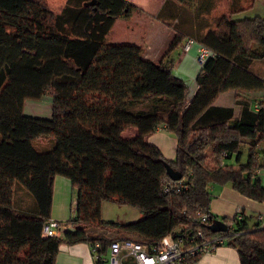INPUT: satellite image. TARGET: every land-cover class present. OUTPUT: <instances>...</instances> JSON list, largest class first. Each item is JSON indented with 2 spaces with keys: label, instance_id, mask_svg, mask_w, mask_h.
Masks as SVG:
<instances>
[{
  "label": "trees",
  "instance_id": "obj_1",
  "mask_svg": "<svg viewBox=\"0 0 264 264\" xmlns=\"http://www.w3.org/2000/svg\"><path fill=\"white\" fill-rule=\"evenodd\" d=\"M137 9L126 0H67L56 13L43 0H0V264H56L64 244L99 243L105 252L115 240L156 242L172 235L190 245L203 241L199 231L206 241L222 238L217 246L236 249L241 264H264V227H249L243 215H213L209 191L211 184H230L264 203L256 174L264 169V98L253 111L252 101L237 95V118H206L227 91H264V79L252 68L264 60V18L233 20L224 13L207 32L187 34L215 53L202 65L199 90L187 104L189 87L169 58L186 34L178 32L158 63L138 45L109 41L116 21ZM45 97L52 101L51 118L25 114L28 100ZM130 128L138 134L125 139ZM160 129L176 138L174 161L148 142ZM167 164L183 178L171 180ZM57 176L78 192L76 216L66 222L77 230L43 238ZM85 189L102 202L134 207L139 219L120 225L83 218ZM214 220L230 230L212 232ZM88 227L120 228L140 238L90 235Z\"/></svg>",
  "mask_w": 264,
  "mask_h": 264
},
{
  "label": "crops",
  "instance_id": "obj_2",
  "mask_svg": "<svg viewBox=\"0 0 264 264\" xmlns=\"http://www.w3.org/2000/svg\"><path fill=\"white\" fill-rule=\"evenodd\" d=\"M43 1L56 13L61 12L67 2V0ZM126 1L138 9L132 13L129 19L120 18L116 21L109 34V41L120 44L129 43L138 45L144 49V57L146 59L158 63L163 59L165 52L168 50L178 32L188 36L185 37L181 45L169 56L174 61V73L179 74V76L188 75L194 80L192 87L189 88L187 104L191 102L199 90L196 78L202 68V65L198 63L197 59L200 44L187 34L189 32L190 34L195 33L194 31L197 28H201V33L203 31L207 32L210 26H212L211 20L214 21L210 17L214 18V22L216 23V18L224 13L231 14L233 20H243L256 16L264 18L261 13L257 12V4L264 0H186L183 3L177 0ZM187 1L190 3L188 6H186ZM198 12H200L199 16H197ZM218 13L220 15H217ZM188 38L194 39L196 44L186 52L184 46ZM260 76L264 79V76ZM237 95L241 99L251 100L252 110L257 111V102L264 98V91L230 90L221 94L206 115V118L209 117L208 121L215 122L218 118L222 120L231 115L233 118H237L241 112L240 106L236 104ZM137 134L138 130L136 128H130L122 136L125 139H130L137 136ZM148 142L158 147L168 161L175 160L177 141L173 134L165 129H160L148 137ZM245 145L248 149V145ZM246 156L248 157V153L247 155L243 153L242 160H246ZM259 159L261 162H264V155L261 151L259 152ZM262 173H264V169L259 170L256 174L264 185V178H262L264 175ZM209 191L212 195L211 212L213 215L220 219L227 218L230 220L236 216L243 215L248 219L249 227L253 228L255 225L264 227V222L262 224L258 222V217H264V203L255 202L239 194L230 184L224 186L211 184ZM83 198L87 199V205L93 206L91 207L93 209H100L101 205L97 203V199L90 196L88 190L82 191L78 214L81 216L84 214L89 218L90 212L87 206H82ZM77 203V191L73 189L71 181L66 177L57 176L53 190L52 220L66 223L73 219L76 216ZM96 216V220H102L101 218L97 219L99 215ZM68 226V230L73 233L77 230L75 227ZM90 235L108 237V235L113 234L111 231L96 229ZM56 264H94L90 244L62 245L57 256ZM196 264L241 263L239 253L236 249L222 245L211 252H205L200 255Z\"/></svg>",
  "mask_w": 264,
  "mask_h": 264
},
{
  "label": "built area",
  "instance_id": "obj_3",
  "mask_svg": "<svg viewBox=\"0 0 264 264\" xmlns=\"http://www.w3.org/2000/svg\"><path fill=\"white\" fill-rule=\"evenodd\" d=\"M195 44L194 39L188 38L184 50L188 52ZM214 56L215 53L211 49L200 45L197 57L200 65H204L210 57ZM178 188L180 187L177 186ZM166 191L169 192L170 189L167 188ZM209 218L210 216L207 215L203 217V221L206 222ZM258 222L262 224L264 217H258ZM68 229V224L50 219L43 226L42 237L63 238ZM197 236L203 241L195 243L196 240H193L190 245H187L188 240L182 237L174 238L172 235H168L156 242L131 239L115 240L105 252H102V246L99 243L90 246L94 264H192L191 257L211 252L223 242L222 238L206 241L201 231L197 233ZM106 256L108 258H105Z\"/></svg>",
  "mask_w": 264,
  "mask_h": 264
},
{
  "label": "rangeland",
  "instance_id": "obj_4",
  "mask_svg": "<svg viewBox=\"0 0 264 264\" xmlns=\"http://www.w3.org/2000/svg\"><path fill=\"white\" fill-rule=\"evenodd\" d=\"M188 1H187L186 6L190 5V3ZM257 12L261 13L264 16V1H261L259 4H257ZM220 13H218L217 15H220ZM210 18L215 21L214 18H212V17H210ZM214 21L211 20V25H212L211 27H214L216 25V23ZM119 33H121V32H119ZM253 71L256 74H260V75L264 76V61L256 62L255 65L253 66ZM175 75L177 77H180V78L182 77V79L186 82V84L188 85L189 88L192 87L194 80H192V78L190 76H188V75L187 76H179V74H177V73H175ZM24 112L26 115L33 116V117L51 118V116H52V101L49 97H45L40 101L28 100L26 102ZM42 140H45V139H42ZM42 140H40V141H42ZM248 149H249V147H248ZM248 149H247L246 145L244 144L242 147L244 155H247ZM259 149L260 148H258V150ZM246 162H247V156H246V160H242L241 163L245 164ZM262 175H264V173H262ZM262 178H264V177L262 176ZM85 190H87V189H85ZM77 199H79L78 198V192H77ZM86 200L87 199L83 198L82 206H85V205L87 206V208L90 212L89 218H91V219H95V217H97L96 215H99L97 219L101 218L102 221L116 222V223H119L120 225H126V224L137 221L141 215L137 209H135L134 207H131L129 205H119V204L110 203V202H102L98 199L96 201L98 204L101 205L100 209H93V208H91L93 206L87 205ZM82 216H83V218H87L86 215H84V214H82ZM98 221H100V220H98ZM96 229H98V228L88 227V230L90 233H92L93 231H96ZM106 231H108V230H106ZM109 231H111V233L113 234V235H108L107 238H109V239L115 238L117 236L124 237V238H133V239H139L140 238L136 233L127 232V231L120 229V228L115 229V230H109ZM114 234H116V235H114ZM105 258H108V256H106ZM106 264H109V263H106Z\"/></svg>",
  "mask_w": 264,
  "mask_h": 264
},
{
  "label": "water",
  "instance_id": "obj_5",
  "mask_svg": "<svg viewBox=\"0 0 264 264\" xmlns=\"http://www.w3.org/2000/svg\"><path fill=\"white\" fill-rule=\"evenodd\" d=\"M88 4L94 5L95 2H90ZM166 172L168 177L173 181H179L183 178V175L180 172L176 171L168 164L166 165ZM209 229L214 233H227L230 230L228 224L222 220H214L209 226Z\"/></svg>",
  "mask_w": 264,
  "mask_h": 264
}]
</instances>
